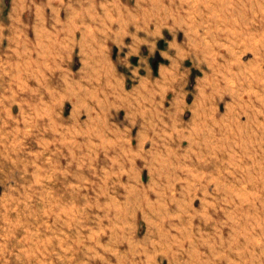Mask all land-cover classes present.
<instances>
[{
	"label": "rangeland",
	"instance_id": "rangeland-1",
	"mask_svg": "<svg viewBox=\"0 0 264 264\" xmlns=\"http://www.w3.org/2000/svg\"><path fill=\"white\" fill-rule=\"evenodd\" d=\"M0 49V264H264V0H0Z\"/></svg>",
	"mask_w": 264,
	"mask_h": 264
},
{
	"label": "crops",
	"instance_id": "crops-1",
	"mask_svg": "<svg viewBox=\"0 0 264 264\" xmlns=\"http://www.w3.org/2000/svg\"><path fill=\"white\" fill-rule=\"evenodd\" d=\"M45 14H46L45 10H42V15ZM39 37H41L42 40L41 49L39 50L40 55L42 57V60L39 63L42 66L41 73L46 74L45 78H47V80L48 79L50 80V78H53V76H59L58 75L59 73L63 75L64 64L60 63V61L56 59L59 56L72 57L75 55V50L76 48L78 49V44L76 45L75 37L72 36V32H68V33L63 31L61 32L59 28H57L56 30H50L48 28L46 32L42 30L41 35H39ZM91 49H93V56H95L96 55L95 48L92 47ZM80 56L81 53L78 51L76 54V58ZM77 64H79V60L77 61L76 65ZM111 71L112 68L110 67L109 72L111 73Z\"/></svg>",
	"mask_w": 264,
	"mask_h": 264
}]
</instances>
